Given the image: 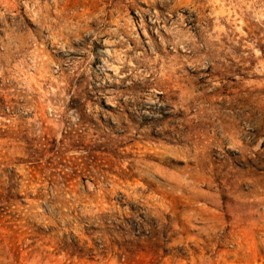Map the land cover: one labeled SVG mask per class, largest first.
<instances>
[{"label":"rangeland","instance_id":"rangeland-1","mask_svg":"<svg viewBox=\"0 0 264 264\" xmlns=\"http://www.w3.org/2000/svg\"><path fill=\"white\" fill-rule=\"evenodd\" d=\"M0 264H264V0H0Z\"/></svg>","mask_w":264,"mask_h":264}]
</instances>
